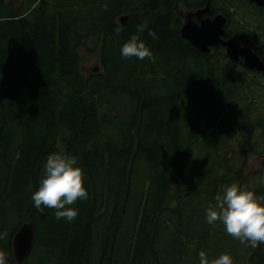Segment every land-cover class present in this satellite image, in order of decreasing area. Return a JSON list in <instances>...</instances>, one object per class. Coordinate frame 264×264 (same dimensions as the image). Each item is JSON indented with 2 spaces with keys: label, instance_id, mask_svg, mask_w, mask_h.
<instances>
[{
  "label": "trees",
  "instance_id": "1",
  "mask_svg": "<svg viewBox=\"0 0 264 264\" xmlns=\"http://www.w3.org/2000/svg\"><path fill=\"white\" fill-rule=\"evenodd\" d=\"M12 1L0 0V264H17L13 238L26 223L36 239L24 264H199L200 250L264 264V244H241L206 220L225 186L252 179L243 171L258 131L264 139L253 107L264 91L252 99L258 81L241 74L264 75L181 35L178 6L207 0ZM232 18L264 60L258 31ZM141 23L155 63L121 54ZM98 55L102 70L84 75ZM53 152L76 156L84 171L88 198L73 206L74 222L30 198ZM247 187L264 197V174Z\"/></svg>",
  "mask_w": 264,
  "mask_h": 264
},
{
  "label": "clouds",
  "instance_id": "2",
  "mask_svg": "<svg viewBox=\"0 0 264 264\" xmlns=\"http://www.w3.org/2000/svg\"><path fill=\"white\" fill-rule=\"evenodd\" d=\"M136 28V34L131 35L122 46V56L126 59L147 58L155 63V56L140 35L146 25L141 23ZM121 31L123 28L117 26V35ZM148 35L154 40L158 39L155 31L149 30ZM39 185L30 197L34 206L41 211L43 207L55 209L57 220L74 222L78 209L73 206L77 201L88 198L84 171L78 166L77 157L50 153L45 159ZM206 220L210 225L220 222L226 233L241 244L251 247L264 244V197L258 198L253 191L237 183L225 186L223 193L216 195L215 203L209 204L206 210ZM198 258L199 264H233V258L227 253L209 258L204 250H200Z\"/></svg>",
  "mask_w": 264,
  "mask_h": 264
},
{
  "label": "water",
  "instance_id": "3",
  "mask_svg": "<svg viewBox=\"0 0 264 264\" xmlns=\"http://www.w3.org/2000/svg\"><path fill=\"white\" fill-rule=\"evenodd\" d=\"M249 1L259 6H264V0ZM209 12L210 6L208 3L204 9L188 14L181 28L182 37L204 54L211 53L213 47L223 46L226 49L228 58L233 63L243 60L246 69L264 75V61L257 53L249 47H243L238 39H223L227 18L221 15L216 16L214 19L203 18ZM193 17L201 18V25H197ZM127 21V16H123L120 19L122 24H126ZM94 71L98 72L99 69H95ZM35 239V225L32 223L24 224L14 235L12 247L17 264H24L29 259L34 249Z\"/></svg>",
  "mask_w": 264,
  "mask_h": 264
},
{
  "label": "rangeland",
  "instance_id": "4",
  "mask_svg": "<svg viewBox=\"0 0 264 264\" xmlns=\"http://www.w3.org/2000/svg\"><path fill=\"white\" fill-rule=\"evenodd\" d=\"M13 1L12 2L16 6L21 4V0H13ZM234 1L237 2V5H238L241 13L244 14L248 18L247 20H249L251 23H256V21L251 18V17H253V15H248L247 8L243 7L242 4H240L239 0H234ZM185 15H186V12H185ZM246 21H244V24H246ZM250 29H251V27H250ZM256 39H257L256 44L258 46L259 45L264 46V43H261V41L264 39H260V36L258 38L256 37ZM95 69L102 70V65L100 63L99 55H98V57L94 58L91 61H86V62L84 61L82 63L81 71L86 76H89L90 74H92V72ZM244 74L245 75L241 74V76L247 82L251 83L255 80L258 81V84H259L258 87L257 86L253 87V93L250 94V97H252V99H256L261 94L260 91L261 90L264 91V83H262L260 81V79L255 77L254 75H248L246 73H244ZM253 107L257 109V111H256L257 113L264 115V98L259 97L258 99H256V101H254ZM255 137L257 140H260V138H261V142L264 140L262 137L261 131H258ZM257 140H255V141L257 142ZM256 142H255V144H256ZM261 142L258 141V147L255 149V153L248 156L247 164H246V167L244 168L243 173H244L245 177L252 176V179H250L247 182V184L243 186V187L246 186L245 188H248L247 186L255 188V186L259 184V177L264 174V153L261 154V152H264V146H263V143H261ZM237 168H238V166H237Z\"/></svg>",
  "mask_w": 264,
  "mask_h": 264
},
{
  "label": "flooded vegetation",
  "instance_id": "5",
  "mask_svg": "<svg viewBox=\"0 0 264 264\" xmlns=\"http://www.w3.org/2000/svg\"><path fill=\"white\" fill-rule=\"evenodd\" d=\"M240 4H242L243 7L247 8V13L248 15H253V17H251L252 19H254L256 21V23H251L249 20H247L248 18L241 13V11L239 10V7L237 5V2L234 1L235 6L231 7L230 9V13H228L225 9V7H223V5L219 6V7H215L213 6L212 0H207V2L200 8L195 9V10H188L187 8L183 7V6H178L177 10L179 12V14L181 15V18L183 20V24L185 23V17L190 14V13H194L197 12L198 10H201L203 8L206 7V5L209 3L210 6V12L208 13V15H204L203 18H210V19H214L217 15L218 16H224L227 18V24L225 25V35L223 37L224 40H228V39H238L240 41V37H243V35L241 34V32H238L236 30L237 26L234 21H233V16L236 20L240 21V24L243 25L244 21H246V26L247 27H251L252 31L257 30L258 34H257V38L260 36V39H264V6H259L249 0H239ZM186 12V15H185ZM234 14V15H232ZM193 20L195 21V23L197 25H201L202 23V19L199 17H193ZM242 41V40H241ZM240 41V42H241ZM241 45L243 47H249L245 44H243L241 42ZM223 48V52L226 54V49L223 46H218V47H213L211 49V52L213 49L215 48ZM240 62H243L242 60Z\"/></svg>",
  "mask_w": 264,
  "mask_h": 264
},
{
  "label": "bare ground",
  "instance_id": "6",
  "mask_svg": "<svg viewBox=\"0 0 264 264\" xmlns=\"http://www.w3.org/2000/svg\"><path fill=\"white\" fill-rule=\"evenodd\" d=\"M68 31V30H67ZM61 62V61H60ZM37 188V187H36ZM9 198V197H8Z\"/></svg>",
  "mask_w": 264,
  "mask_h": 264
}]
</instances>
